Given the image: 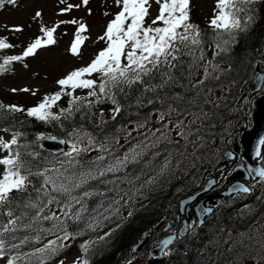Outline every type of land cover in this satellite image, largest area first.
<instances>
[{"label": "snow or ice", "instance_id": "6c2138e0", "mask_svg": "<svg viewBox=\"0 0 264 264\" xmlns=\"http://www.w3.org/2000/svg\"><path fill=\"white\" fill-rule=\"evenodd\" d=\"M60 2L66 3L67 0ZM88 3L89 0H83L85 6ZM115 3L120 10L108 21L103 35L97 38L106 46L86 66L58 79L59 91L45 95L36 106L23 109L0 104V112H26L27 116L44 123L71 120L79 113L81 121L92 123L103 133L109 121L104 118V110L98 108L99 105H112L109 112L114 121L127 109L159 103L161 108L154 110L159 127L148 128L153 115L149 113L144 120L135 122L133 129H145L139 133L144 136L143 140L137 139L135 144H131L132 131L117 129L127 133L122 144L119 136L105 134L100 138L99 134L88 131L81 123L67 133L68 139L60 141L68 145V150L61 154L62 158L43 162L36 161L39 153L35 152L27 153L29 159L24 158L25 154L19 148H27V145L13 148L18 145L22 133H12L11 140L7 142L0 137V148L9 151V155L0 158V166L4 169L0 173V259L7 257L6 264H47L52 256L70 246L69 241L86 230H95L103 220L109 219L105 213L128 195L117 180L133 185L141 176L147 175L146 170L161 155V151L155 149L161 144L179 143L173 139V132L188 140L191 125L202 116L206 117L207 113H192L177 107L174 102L183 101L184 97L179 93L171 95L168 90L179 86L194 93L189 103H195L202 95L203 102L210 103L208 97L213 89L207 86V82L218 80L222 71L217 58L230 51L237 42V33L250 28L255 21L253 6L260 0H216L208 25L213 34L208 39L198 25L191 23V0H155L158 13L151 23L148 22L151 0H115ZM73 7L68 4L61 9V14ZM41 15L40 12L35 13V17ZM59 23L79 22L73 19ZM57 27L59 24L52 28L41 27L43 37L36 38L21 55L4 58L0 63V73L6 71V66L12 62L35 55L37 49L54 45L53 34ZM11 30L20 32L23 29L16 26ZM86 30L87 26L79 23L69 49L71 54L80 55V45L87 39L81 33ZM12 47L5 39H0V49ZM208 50L212 52L211 59L207 57ZM78 89L84 90L85 95H76ZM21 91L30 90L25 88ZM63 96L69 97L68 107L52 111ZM122 100L127 103H121ZM173 113L176 119H173ZM188 116H193V119L185 123ZM38 139L55 140L56 137L41 134ZM128 144L131 146L125 147ZM260 145H264V138L258 142L257 157L261 156ZM120 149H124L123 155H117ZM92 152L98 154L92 157ZM170 157L171 153L164 158L157 175L168 169ZM131 166H140L139 172L129 171ZM248 172L264 179V167L249 168ZM117 173H123V176H117ZM109 174L115 179H107ZM155 180L156 177H149L144 184L151 185ZM93 181L104 185L105 190L91 187ZM237 191L247 193L250 189L240 186ZM96 197L101 199L90 206L89 201ZM82 223L84 228L79 229ZM74 226L78 230L70 231ZM49 236L55 239L43 243ZM92 243L81 244L82 253L86 254ZM171 243V238L161 241V250ZM25 247H30V250L23 251ZM73 264H90V261L86 256L78 257Z\"/></svg>", "mask_w": 264, "mask_h": 264}, {"label": "trees", "instance_id": "16d2710c", "mask_svg": "<svg viewBox=\"0 0 264 264\" xmlns=\"http://www.w3.org/2000/svg\"><path fill=\"white\" fill-rule=\"evenodd\" d=\"M253 7L255 21L247 31L237 33V42L231 46L228 53L222 54L217 58L222 71L219 73L220 78L218 80L207 82V86L213 89V93L208 97L211 101L210 103L203 102V95L195 103H189L193 99L194 93L187 92L179 86L168 90L171 95L179 93L184 97L183 101L174 102L177 107L187 109V111L192 113H207V116H202L201 119H197L191 125V134L188 136L187 141L176 136V133L173 132V139L178 140L179 143L161 144L159 148L155 149L156 151H161V155L146 170L147 175L141 176V179L135 181V184L129 185L120 183L117 180L120 188L127 191V197L124 196V200H121L120 204L113 205V208L105 213L109 219L103 220L101 226L96 227L95 230H86L80 235L81 237H86L84 243L87 241L94 242L90 245L86 254L81 251V257L86 256L90 264H119L124 257L129 255L131 246L140 236L155 227L168 215V206L173 196L189 186V182L195 176L201 177L204 173L211 171L216 161L215 156L218 157L220 152L227 146L226 144L232 142L239 132L248 125L249 104L243 97V93L254 75L255 65L262 60L264 54V0H260V3ZM198 26L204 32L206 39L212 36V30L208 26ZM207 57L209 59L212 58L210 50L207 51ZM182 82L186 83V81ZM121 103L127 102L122 100ZM105 104L112 107L110 103ZM105 104L99 105L98 108H102ZM166 107L167 105L164 106L165 109ZM158 108H161L159 103L139 109L133 107L127 109L114 121L111 120V115L109 118L104 116L109 123L105 126L103 133H100V129L94 128L92 123L81 121L79 113L71 120L52 123L51 129L53 132H58L61 137H68L67 133L74 126L78 127L81 123H84L88 131L99 134L100 138L105 134L119 136L123 144L127 133L125 131L118 132L117 129L126 128L132 131L131 144H134L137 139L142 140L144 138L139 133L145 131V129L133 131L135 122L142 121L149 113H153L148 128L155 129L159 127L155 122L156 113L154 111ZM172 117L173 119L177 118L175 113L172 114ZM0 119L3 120L1 114ZM95 119L94 117V122ZM180 119H184V117H180ZM192 119L193 116H188L185 119V123ZM7 122L5 121V123ZM61 124H63V127H61ZM16 126H9L12 131L22 133L18 138V145H14V148L19 145H27V148L21 147L19 151L25 154V159H29L30 157L27 156V153H38L40 149L35 137V131L40 127V122L25 118L18 121ZM131 144H128V146ZM94 153L92 152L90 155L92 156ZM169 153H171V164L162 175H157L162 161ZM48 155L47 153L45 160H49ZM87 158L88 156L86 155L85 159ZM35 159L36 161L38 160L37 157ZM262 163L264 164V156ZM139 170L140 166H131L129 169V171L137 173ZM116 175L123 176V173H117ZM149 177H156L155 182L151 185L144 184ZM106 178L115 179L111 174ZM141 185L144 186L141 187ZM90 186L97 190H105V186L96 181H93ZM108 187L113 186L109 185ZM138 188L139 191H136ZM129 196L132 197L130 203H125ZM99 199L101 198L96 197L90 200L89 205L94 206L95 201ZM262 210L260 212L264 217V207ZM228 219L229 217L225 218V220ZM222 220L223 218H220L214 222V226L204 228L212 231L215 229V224L220 223ZM83 228L84 224L82 223L79 225V229ZM69 230L77 231L78 229L74 226ZM102 231H104V234L99 236L98 234ZM198 232L199 234L195 235L192 240H190V237L188 239L184 238L174 246V251L170 261H168L170 264H223L224 258H228V256L216 255V263H212L211 255H200L206 250L203 248V241L206 236L203 228ZM100 237H103V239H100ZM51 238H54V236L47 237V239ZM209 242H211L210 239ZM233 249L235 253L240 252L237 246ZM29 250L30 247L23 249V251ZM65 250L66 248L52 256L47 263L54 261L53 259L60 258ZM5 258L7 259V257ZM234 260L232 259L230 262Z\"/></svg>", "mask_w": 264, "mask_h": 264}, {"label": "rangeland", "instance_id": "374dc122", "mask_svg": "<svg viewBox=\"0 0 264 264\" xmlns=\"http://www.w3.org/2000/svg\"><path fill=\"white\" fill-rule=\"evenodd\" d=\"M21 2L23 3L19 4L18 9L4 13L0 21L2 23H0L1 28H3V25H8L11 28L18 26L24 29L29 23H32L39 35L24 45V49H26V46L36 38L43 37V33L40 31L41 27L48 28L59 24L53 34L58 45L43 47L37 50L35 55L20 61L17 70L0 79V93L10 94L14 100L24 97L39 103L45 95H51L59 91V86L56 83L58 78L76 68L83 67L93 55L106 46L104 41L100 42L97 38L103 35L108 19L118 12L119 7H117L115 0H89L87 6L83 4V0H67L66 3H61L60 0H22ZM68 4L74 7L70 11L61 14V9L66 8ZM151 4L150 16L148 17L150 20L154 19L158 13L155 0H151ZM77 5L79 7H76ZM215 6L216 0H191V18L194 16L200 23L207 25L213 16ZM36 12H40L42 15L35 17ZM106 12L109 15H104ZM73 19L87 26V30L81 33V36L87 37V39L83 41V45L81 44L80 55L71 56L67 54L66 47L73 42L79 23L64 24L59 22ZM27 61H29L30 68L25 65ZM25 88L30 91H21ZM13 89H16V91H13ZM33 92H35V95L32 94ZM36 103L31 104L28 108ZM0 137H3L4 140L8 138L7 135H0ZM8 152L0 151V158H3L1 157L3 155H8ZM120 155H123V153ZM3 170V166H0V173ZM76 259L77 255L72 254L64 264H73ZM256 259L259 260L260 256H257Z\"/></svg>", "mask_w": 264, "mask_h": 264}, {"label": "water", "instance_id": "95a60500", "mask_svg": "<svg viewBox=\"0 0 264 264\" xmlns=\"http://www.w3.org/2000/svg\"><path fill=\"white\" fill-rule=\"evenodd\" d=\"M264 74L257 72L254 80L252 83L248 86L247 92L249 95H252L253 93L259 91L262 88V93L258 97L254 98L252 100V106H253V111L250 113V119H251V127L245 131L240 139V156L242 161L246 164V169L244 168L243 165H240L236 167L230 178H238V177H243L244 179H248V169L249 168H260L261 166L258 165L256 162V159L258 158L256 155V150L258 147V142L261 138H264ZM260 151L262 145L259 146ZM238 148L237 146H234V151H237ZM223 162L219 164V166L215 169V172H219L221 169L224 168L225 164L227 161L233 159V153L230 150H226L223 155ZM252 176L259 177L255 173H252ZM214 184V178H209L204 185L203 190L198 192L197 194L190 196L186 199H183L180 201V212L182 211L184 205L187 202H191L195 197H197L200 193L206 192L212 185ZM243 186L242 184L238 183L236 184L235 182L232 183L227 187V189L220 195L222 198H225L226 196H230L233 193L241 192L237 191V189ZM203 199L199 200L196 205H194V210L196 211L198 208L202 206ZM186 227L185 223H183L182 227L179 229L178 233L179 235H183L185 233ZM150 233V232H149ZM149 233L144 234L143 237L135 244L132 248V252H138L146 243L147 238L149 236ZM173 236H167L164 237L163 239L160 240L158 246H157V252H155V260L153 261L152 264H158L161 260V253L164 250L162 249L161 241L166 240V239H172ZM173 241V239H172ZM170 246V245H169ZM168 246V247H169Z\"/></svg>", "mask_w": 264, "mask_h": 264}, {"label": "flooded vegetation", "instance_id": "af4514ba", "mask_svg": "<svg viewBox=\"0 0 264 264\" xmlns=\"http://www.w3.org/2000/svg\"><path fill=\"white\" fill-rule=\"evenodd\" d=\"M173 227H174V225H173ZM173 227H172L171 232H174V230H175V229H173ZM144 254H145V252H143L141 255L144 256ZM135 257H136V258H134V259L132 260V264H134V262H139L138 264H141V262L143 261V259L137 260V257H138V256H135ZM142 264H145V263H142Z\"/></svg>", "mask_w": 264, "mask_h": 264}]
</instances>
